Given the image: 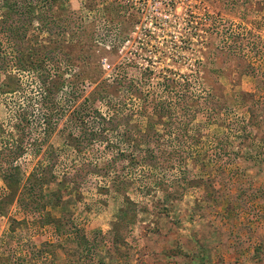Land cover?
<instances>
[{"label":"rangeland","instance_id":"374dc122","mask_svg":"<svg viewBox=\"0 0 264 264\" xmlns=\"http://www.w3.org/2000/svg\"><path fill=\"white\" fill-rule=\"evenodd\" d=\"M17 1L0 8V264H264V0ZM121 66L142 96L97 140L94 111L114 110L93 91ZM126 130L176 142L169 167L127 166Z\"/></svg>","mask_w":264,"mask_h":264},{"label":"trees","instance_id":"16d2710c","mask_svg":"<svg viewBox=\"0 0 264 264\" xmlns=\"http://www.w3.org/2000/svg\"><path fill=\"white\" fill-rule=\"evenodd\" d=\"M24 1L27 2V5H30L32 3V1L30 0H24ZM17 4H18L17 0H0V8H5L7 12L9 10L14 11L13 8L16 7ZM0 55L2 58L4 54L0 52ZM124 73H125L124 67L121 66L119 73L116 74V78L114 79V82L106 83L105 81H100L98 83L99 84L98 88H96L93 91V94H95L93 98L94 100L105 102L106 104H108L109 108L114 110L111 113H108L107 116H102L100 115L99 111H94L95 113L94 123L97 126L94 127L95 129L94 131H92L93 132L92 135H94V138L97 140H101V141L105 140L106 137H103V134L105 131L115 130L118 124H115L114 126H112L111 121H115V117L119 116L118 112L122 111L121 108L125 109L126 111L128 110L130 112V109L127 108L124 104V98H125L124 93L126 91L131 92V94L133 95L135 94L137 97L142 96V93H140L141 92L140 87L138 85H132V84H128L126 86L123 85V80L125 78ZM187 81L188 80H186V82ZM185 84L187 83H184L183 87L185 86ZM166 87L169 88L170 90V88H172V82L167 83ZM175 90L176 89H174V91ZM149 108L150 109L145 108L143 104V106L140 109V113L142 117L143 116L144 117L145 116L147 117L157 116L159 118L158 119L159 122H162V124L167 125L166 131L169 132L170 134L173 131V128L171 126L172 124L171 120H167V121L162 120V118L165 115H167L166 112L168 113V115H171L170 106L167 104H164V105L163 104H152V106L151 107L149 106ZM121 115L124 116L122 113ZM125 116H128V115H125ZM149 121L151 124H155L158 122V121H154V119L152 118ZM127 130L125 131L126 136H123L122 142L124 143L126 142L128 149L126 152H120L116 154L117 157L120 155L127 160V164H128L127 166H132L134 162L135 163L140 162V163H145L150 167L159 166L165 169L169 167V164L173 160V156H176L175 152H178L179 150V146L176 145V142L175 143L172 142L170 137L168 141L167 139H165L164 142L163 141L160 142L158 139H154L152 135H148V137H145L146 135L145 136L141 135V131L138 132V135H136L135 133L130 136ZM144 137L145 139H147L145 140L144 143H149V144L146 147L142 148L140 147L141 146L140 144L144 140H142L141 138H144ZM110 145L111 144H108V147ZM102 168L103 170H105V172L108 171L107 166L104 165ZM93 169H98V165L97 164L94 165Z\"/></svg>","mask_w":264,"mask_h":264}]
</instances>
